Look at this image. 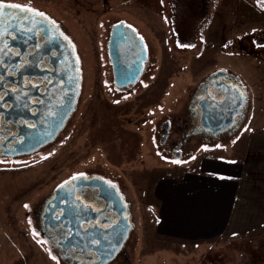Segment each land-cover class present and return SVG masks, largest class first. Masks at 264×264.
Segmentation results:
<instances>
[{"label":"rangeland","instance_id":"obj_1","mask_svg":"<svg viewBox=\"0 0 264 264\" xmlns=\"http://www.w3.org/2000/svg\"><path fill=\"white\" fill-rule=\"evenodd\" d=\"M0 3L30 7L60 23L76 47L82 79L76 110L53 143L27 156H0V264H63L40 234L35 212L66 180L85 173L112 181L130 205L133 229L107 264H264L261 254L242 261L236 243L201 250L155 229L159 180L196 161L223 158L228 146L235 156L250 147L264 160V0ZM116 24L131 27L147 54L139 79L124 92L115 89L106 48ZM218 70L245 94L239 127L209 142L191 138L179 156L170 155L160 143L162 124H171L172 137L173 126L188 119L198 84Z\"/></svg>","mask_w":264,"mask_h":264},{"label":"crops","instance_id":"obj_2","mask_svg":"<svg viewBox=\"0 0 264 264\" xmlns=\"http://www.w3.org/2000/svg\"><path fill=\"white\" fill-rule=\"evenodd\" d=\"M228 151L223 158L196 161L179 175L158 181L161 218L155 229L165 239L201 250L236 243L242 261L249 254L256 260L264 256V160L254 157L258 153L250 147L239 156Z\"/></svg>","mask_w":264,"mask_h":264},{"label":"flooded vegetation","instance_id":"obj_3","mask_svg":"<svg viewBox=\"0 0 264 264\" xmlns=\"http://www.w3.org/2000/svg\"><path fill=\"white\" fill-rule=\"evenodd\" d=\"M49 20L54 22L52 18L47 17ZM57 29L62 33L64 37L70 41L71 45L74 48L76 54V47L71 41V39L66 35L65 31L61 28L60 23L57 24ZM110 34V33H109ZM109 39V36H108ZM138 40L141 39L138 36ZM40 43V49L43 48L46 42V38L42 36L41 31H38L36 37V43ZM35 43V44H36ZM108 43V40H107ZM106 43V48H107ZM37 50L34 45H30L26 48L25 51H22V57L24 59L31 60L32 56L30 53H35ZM108 55V50H107ZM55 56L54 51H51L49 55L43 54L41 58H36V61L39 62V67H34L32 69L27 70L24 75L25 77L31 78L34 83L40 84L39 89H33L31 86L27 87L25 91L30 93L31 98H37V95H45L47 89L48 92L51 93V99H49V103L53 104L54 98H57L59 92L64 87L63 82L61 80H54L55 72L52 74L53 70L51 68V57ZM77 57V55H76ZM35 59V58H34ZM78 59V57H77ZM79 63V93L77 95L75 109L69 116L64 127L69 123L72 115L74 114L77 106L78 99L81 94L82 88V79H81V66ZM111 64V63H110ZM144 64V63H143ZM41 69H44L43 71ZM112 70V69H111ZM56 74H59L56 72ZM47 77V81L42 78ZM20 79V78H17ZM139 79V78H138ZM137 79V80H138ZM137 82V81H136ZM135 82V83H136ZM65 88V87H64ZM229 88H239L241 87L236 81L230 77L227 73L218 70L206 76L204 80L198 84L196 87L189 107L188 119L182 120L178 122L174 128H172L171 137L170 133V123L164 122L160 129L159 136L160 143L167 150L170 155L179 156L181 153V149H187V145L190 143V139L197 137L205 139L206 142H209L211 138L215 137L214 133L210 131V129L204 128L202 125V115H203V106L209 102V100L220 99L224 96L225 89ZM130 89V88H129ZM242 91V90H241ZM65 94V89H64ZM207 97V99H205ZM41 103H32L28 105L26 116H33V112L37 113V110ZM243 115V110L240 111L238 117L236 116L235 127L232 129H228L223 132L225 135H230L232 132H235L240 125V120ZM22 121V120H20ZM33 123L31 120H27L25 124ZM174 124V123H173ZM64 129V128H63ZM62 129V130H63ZM61 130V131H62ZM3 134L7 137L8 135L16 134V125L11 123L7 125V129L3 131ZM59 135V134H58ZM57 135V136H58ZM1 137V136H0ZM56 139V138H55ZM197 140V139H195ZM54 142V141H53ZM51 142V143H53ZM51 143L45 145L49 146ZM188 143V144H187ZM11 144V142H10ZM42 147V148H44ZM41 148V149H42ZM40 150V149H39ZM36 153V152H35ZM76 179L73 180L70 177L65 182H69L65 185V182L62 185L65 187L61 190L60 186L53 191L48 198L44 201L43 205L39 210L35 212V218L39 225L40 234L46 240L47 245L50 249L55 252L56 256L63 262V264H100L102 258L97 255L95 252L90 253L89 255H83L81 253H77L76 256L69 258V254L63 252L62 247H58V239L59 233L53 230V219L52 213L55 210L57 217L60 222L65 224V227H72L70 221L76 219L72 215L74 208H79V219L77 221V227L79 224H83L84 228H88L90 231L97 232H105L110 238L113 233L118 234L115 238L114 243L116 245L119 244L118 251L112 252L110 256L107 257V262H111L115 259V257L121 252L126 241L129 238L130 231L133 229L131 213H130V205L124 199L121 191L117 188V186L110 180L97 175V174H82L75 175ZM108 182H111L110 184ZM115 185V188L112 187ZM64 196L65 201L61 204L60 197ZM76 197V199H74ZM55 206V209L53 208ZM63 208L65 212L68 213L67 217H59L60 209ZM84 209H88L84 211ZM99 224L101 227L93 228V225ZM76 228H74V231ZM82 232V229H81Z\"/></svg>","mask_w":264,"mask_h":264},{"label":"water","instance_id":"obj_4","mask_svg":"<svg viewBox=\"0 0 264 264\" xmlns=\"http://www.w3.org/2000/svg\"><path fill=\"white\" fill-rule=\"evenodd\" d=\"M5 12L9 14L8 20H11L13 15L16 17L22 15L32 16V14L27 13V8L24 7L5 9ZM32 18L38 21L39 24L46 25L49 29L48 35L41 32L42 36L46 38V42L42 49L35 52L34 58L36 60V58H41L43 54L49 55L51 51H54L55 56L51 57L52 74L55 72L54 80H61L65 88L63 87L62 91L56 96L57 98H54L53 104L49 103V99L53 98L51 97V93L53 92L47 93L49 89H47L45 95L36 94L37 98L42 100V103L37 113L31 117L26 116L28 108L19 112H13L11 117H8L7 113L5 114V119H11L13 124L16 125V133L25 138L23 147L14 143L10 144V142L6 144V148L4 145H0V149L5 151V155H3L5 157L13 158L31 155L45 145L53 142L74 111L79 93V63L70 41L64 39L56 24H53L51 20H45L39 16H32ZM33 26L36 28V33H38L40 27ZM29 35L32 36V39L28 40L26 44H22L18 40L15 45V47L20 48L21 52L25 51L28 46L35 45L36 43L37 34L30 33ZM52 37H55V39H52ZM107 50L115 89L122 92L127 91L135 84L143 70V63L147 58L145 45L143 41L138 40V35L131 27L125 24H116L111 27ZM56 72L59 74H56ZM234 89H227L222 98L217 100L211 99L206 106H203L202 125L204 128L210 129L214 135L234 128L236 123L235 117H238L240 111L243 110L246 99L244 98L241 101L239 92L242 91L236 92ZM9 100L11 101V97H9ZM221 100H223V103H220ZM28 119L36 125L34 129L21 127L20 124L15 123L16 120H22L21 123L25 124ZM6 129L7 126L0 131V136L4 137L7 141L15 135L11 134L6 137L3 134V131ZM14 147L17 148V151H7ZM118 246L119 244L115 247L114 252L118 251Z\"/></svg>","mask_w":264,"mask_h":264},{"label":"snow or ice","instance_id":"obj_5","mask_svg":"<svg viewBox=\"0 0 264 264\" xmlns=\"http://www.w3.org/2000/svg\"><path fill=\"white\" fill-rule=\"evenodd\" d=\"M16 4H4L0 3V131L3 130L8 124L13 123L11 119L6 120L5 114L7 113L8 117L12 116L13 112H19L23 109H27L29 104L32 103H42L39 99L31 98L30 93L25 91V89L31 86L33 89H39L40 84L34 83L31 78L25 77L24 73L30 67H39V62L34 59L35 53H30L33 57L32 60L24 59L22 57V52L20 48L15 47L18 40L22 44H26L28 40L32 39V34L36 33V28L33 25L39 26L40 31L45 35L49 34V29L46 25L39 24L38 21L32 18V16L43 17L45 20L48 18L44 13L38 12V10L27 9V13L30 15H22L16 17L13 15L11 20H8V13L5 12V9H17L22 8ZM53 24L55 22H52ZM55 39V37H52ZM67 40V37H64ZM37 51L40 50V43L37 42L34 45ZM42 71L44 69H41ZM20 77V79H17ZM47 81V77L42 78ZM227 91V89H225ZM234 91L239 92V88H235ZM240 99L243 101L245 94L239 92ZM11 97V101L9 100ZM207 99V97H205ZM223 103V100L220 101ZM22 106V107H21ZM215 106V105H213ZM63 107V105H61ZM35 115V112L32 113ZM59 115V114H57ZM15 123L20 124L21 127L35 128L34 123L23 124L20 120H16ZM8 142L17 144L21 147L25 144V138L19 133H16L14 137L10 140H5L4 137H0V145H4ZM219 147V146H217ZM7 151L15 152L17 148L8 149ZM5 155V151L0 149V156ZM195 157H193L194 159ZM5 160L0 159V163H4ZM173 163H180V161H173ZM82 175V174H77ZM76 179V176L72 178ZM69 182H65V185ZM109 184L111 182H108ZM65 185H61L60 189L62 190ZM115 188V185H112ZM76 199V197H74ZM61 204L64 203L65 197H60ZM27 207V206H25ZM55 209V206H53ZM88 209H84L87 211ZM79 208H74L72 215L76 219L70 221L72 227H65L63 222L59 221L56 211L52 213V219L54 222L53 230L59 233L58 247L63 248V252L69 254V258L76 256L77 253L83 255H89L92 252H95L97 255L101 256L102 260L100 264H107V257L112 254L117 246L114 241L118 234L113 233L111 238L105 234V232L90 231L88 228H84L83 224H79L77 227V221L79 219ZM68 213L64 211L63 208L60 209L59 217H67ZM101 225H93V228H99ZM74 228L76 230L74 231ZM82 229V232H81ZM56 259V257H53ZM92 264V262H89Z\"/></svg>","mask_w":264,"mask_h":264}]
</instances>
